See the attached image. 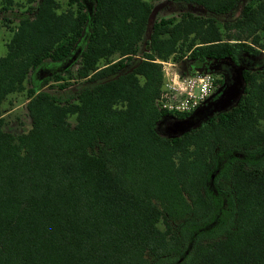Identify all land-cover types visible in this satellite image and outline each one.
Listing matches in <instances>:
<instances>
[{"label": "trees", "instance_id": "16d2710c", "mask_svg": "<svg viewBox=\"0 0 264 264\" xmlns=\"http://www.w3.org/2000/svg\"><path fill=\"white\" fill-rule=\"evenodd\" d=\"M173 1L217 15L233 14L241 2ZM74 2L78 9L57 12L55 0H41L0 54V264H149L146 254L175 255V264H264V63L242 71L230 105L185 129L174 122L194 111L156 104L162 71L155 59L176 52L179 40L193 35L187 50L198 70L206 61L239 67L242 52L256 57L253 45L264 50L257 35L253 45L224 41L211 16L149 25L145 0H94L77 78L95 84L61 104L41 88L63 77H46L27 91L30 130L2 129L6 95L24 90L31 70L74 53L88 21ZM236 24L264 31V0L243 5Z\"/></svg>", "mask_w": 264, "mask_h": 264}, {"label": "rangeland", "instance_id": "374dc122", "mask_svg": "<svg viewBox=\"0 0 264 264\" xmlns=\"http://www.w3.org/2000/svg\"><path fill=\"white\" fill-rule=\"evenodd\" d=\"M41 0H11V3H6L0 0V54L5 55L7 51L8 41L11 39L13 31L17 27L19 20L24 17L33 16L32 9L40 3ZM57 4V12H65L68 9L73 11L78 6L74 0H55ZM85 7V10L88 14V21L86 24L85 33L77 41L74 53L69 57V59L61 62H52L46 61L44 64L40 65L34 70H31L25 81V88L22 91L10 92L6 95L1 104L3 124L2 129L5 132H9L14 136L26 133L31 128V118L27 109V91L30 88H41V81L46 77H51L52 75L59 74L63 79L50 80L48 85L42 87V90H48L53 93L61 104H65L68 101L76 102V95L84 88L89 87L95 84L94 81H89L85 78H77V72L79 68V53L85 43L87 36L90 31V26L92 23V12L94 8V0H80ZM151 5V12L148 18V23L151 25L155 21H158L161 18L168 19L174 17L175 19L180 18L182 15H192L194 17H213L219 21L221 38L224 41L237 42V38L240 39V42L253 45L252 39L254 35H257L259 38V43L264 41V31L258 30L255 34H249L247 30H243L236 24V18L238 17L243 5L253 3L255 0H241L238 8L233 14L221 15L213 14L207 12V10L195 3L190 2H175L173 0H145ZM255 5V4H254ZM150 33L148 29L147 36ZM193 35H190L187 39L179 40L177 44V51L169 55L166 59L156 58L155 62L159 63L162 71V87L161 91L164 92V89H168L173 86L176 88V93L179 95L182 90V82L188 75H194L198 70H190L188 68L190 63V51L187 50V45L191 41L190 39ZM199 41L196 40V43ZM255 48L259 49V53L256 57H251L246 54V52L240 53V66L238 67L242 72L244 69L252 70L256 68V65H261L264 63V50L257 45H253ZM110 60L117 61L119 59L118 54H113L109 57ZM142 59L141 54L134 56L133 60H130L128 63V68L124 69L122 72L127 71L128 69L133 68L140 60ZM163 61V62H162ZM105 61L102 60L100 65H104ZM210 72L215 80H222L224 84L225 78L224 75L216 71H202ZM140 81H143V77H139ZM64 84L63 88L59 87V84ZM220 83L214 84V90L211 92L215 93L219 91L222 86ZM210 94V95H211ZM206 101V100H205ZM203 101L200 105H202ZM158 105V100H156ZM159 107V106H158ZM197 107H200L199 105ZM190 110L192 113L194 110ZM174 114H179V112H172ZM186 118V117H185ZM184 119V118H182ZM181 120V119H179ZM67 121L71 127L76 124V115L70 114L67 117ZM178 121V120H176ZM182 126L174 122V128L180 129ZM260 127L264 129V122L260 121ZM226 186H228V181H223ZM173 226H177L178 223H172ZM160 229L165 230V221L164 218H161L158 222ZM179 224V229H180ZM146 260L149 264H175L177 256L170 255L159 261L155 260L150 254L145 255Z\"/></svg>", "mask_w": 264, "mask_h": 264}, {"label": "built area", "instance_id": "2783aa9c", "mask_svg": "<svg viewBox=\"0 0 264 264\" xmlns=\"http://www.w3.org/2000/svg\"><path fill=\"white\" fill-rule=\"evenodd\" d=\"M214 84V77L210 72L197 71L194 75H188L184 79L181 85L183 91L179 95L175 87L165 88L157 99L158 106L168 112H190L207 100L214 90Z\"/></svg>", "mask_w": 264, "mask_h": 264}, {"label": "water", "instance_id": "95a60500", "mask_svg": "<svg viewBox=\"0 0 264 264\" xmlns=\"http://www.w3.org/2000/svg\"><path fill=\"white\" fill-rule=\"evenodd\" d=\"M214 69H221L228 77L224 84L219 96L210 103H206L198 107L188 117L176 121V124L182 126L180 129H185L189 126L195 125L202 114H212L215 111L224 109L232 103L234 99L238 97L243 86L242 72L238 67L228 61H218ZM203 69L199 68L198 72H202Z\"/></svg>", "mask_w": 264, "mask_h": 264}, {"label": "flooded vegetation", "instance_id": "af4514ba", "mask_svg": "<svg viewBox=\"0 0 264 264\" xmlns=\"http://www.w3.org/2000/svg\"><path fill=\"white\" fill-rule=\"evenodd\" d=\"M216 65H217V62H215V61H206L199 68H202L203 71L213 70V71H216V72H221L224 75V78H225L224 84H225L226 81H227L228 75L224 71H222L221 69H214V66H216ZM192 66H194V65H192ZM188 68L190 70H195L193 67H191L190 63H189ZM224 84L220 87L219 91H216L215 93H212L202 105H204L206 103H210L213 100H215L219 96V94L221 92V89L223 88ZM202 105H200V106H202Z\"/></svg>", "mask_w": 264, "mask_h": 264}]
</instances>
